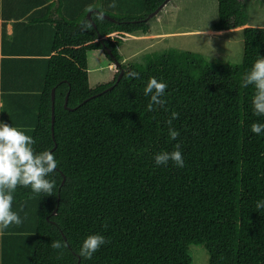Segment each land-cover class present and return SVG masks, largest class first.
Wrapping results in <instances>:
<instances>
[{"label": "trees", "instance_id": "16d2710c", "mask_svg": "<svg viewBox=\"0 0 264 264\" xmlns=\"http://www.w3.org/2000/svg\"><path fill=\"white\" fill-rule=\"evenodd\" d=\"M167 3L142 0L139 16L96 3L90 18L86 11L54 21L32 137L36 151L55 153L58 166L49 178L57 190L45 195L18 186L13 193L12 208L30 199L38 206L26 264H192L191 244L205 247L208 264H264V208H256L264 201V133L250 128L264 116L253 113L254 87L242 86L257 55L264 56V27H245L241 0H217L212 28L243 27L240 63L175 49L123 62L119 45L147 33L148 15ZM94 50L119 67L110 81L90 86ZM130 70L139 78H127ZM150 77L168 86L164 107L154 111L146 110L144 95ZM172 112L179 113L174 141ZM177 143L184 167L156 165L154 156ZM90 234L107 243L84 259L78 252ZM57 239L68 247L52 249Z\"/></svg>", "mask_w": 264, "mask_h": 264}, {"label": "crops", "instance_id": "0c3cea01", "mask_svg": "<svg viewBox=\"0 0 264 264\" xmlns=\"http://www.w3.org/2000/svg\"><path fill=\"white\" fill-rule=\"evenodd\" d=\"M115 1L0 0V120L32 133L47 62L53 55L54 21L60 17L77 18L86 11L91 13L98 2H103L102 9L109 12L115 9L112 6ZM139 10L137 7L135 11L139 13L132 16L141 15L143 8ZM122 59L127 62L123 56ZM110 65L111 62L108 69ZM88 72L90 75L89 57ZM102 82L106 81L99 83ZM31 203L27 200L13 205L12 210L23 222L19 226L10 225L0 234V264L28 263L32 249L29 237L34 233L35 222V214L30 216L28 210Z\"/></svg>", "mask_w": 264, "mask_h": 264}, {"label": "rangeland", "instance_id": "374dc122", "mask_svg": "<svg viewBox=\"0 0 264 264\" xmlns=\"http://www.w3.org/2000/svg\"><path fill=\"white\" fill-rule=\"evenodd\" d=\"M241 2L245 6V27H264V0H241ZM102 4L103 2L101 7ZM112 5H115V9L109 11L118 15L137 14L139 13L135 11L137 7L142 11V0H116ZM153 17L149 21L150 28L147 33L130 34L119 45V54L127 59V62L122 59L126 64L139 63L146 54L161 53L170 49L199 52L209 60L241 62L243 27L222 31L212 28V24L218 18L217 0H169L159 10L158 15ZM163 33L168 34L163 35ZM88 57L91 71L90 86L101 81L108 82L113 78L117 68L112 65L108 69L110 60L101 50L88 52ZM25 134L32 136L31 132ZM30 201L32 202L28 209L30 216L37 215L38 206L35 200L30 199ZM188 250L192 264H208V253L204 246L191 244Z\"/></svg>", "mask_w": 264, "mask_h": 264}, {"label": "clouds", "instance_id": "9594fccd", "mask_svg": "<svg viewBox=\"0 0 264 264\" xmlns=\"http://www.w3.org/2000/svg\"><path fill=\"white\" fill-rule=\"evenodd\" d=\"M115 63H111L110 66L115 65ZM115 67L118 70L119 65H115ZM127 78H139V73L130 70L127 73ZM250 85L255 89L251 100L253 113L257 116H264V56L259 54L250 70L243 77L242 86L248 87ZM167 87L166 83L156 77H150L147 80L144 88V95L150 97L147 111H154V106L164 107L165 101L162 97H164ZM178 117L179 113L172 112L170 119L167 120L169 125L168 136L173 141L177 140L180 135L179 131L171 126L172 121ZM250 128L254 134L264 133V123L254 122ZM35 144L36 140L32 136L25 134L23 130L17 127H13L8 122L0 120V234L10 225L19 226L23 222L18 213L12 210L13 193L18 186L30 187L32 192L45 195H53L54 191L57 190L56 179L49 178L56 172L58 166L55 153L48 149L36 151L33 147ZM154 160L158 166L166 165L172 161L175 166L184 167L179 143L174 146V150L171 152L162 151L156 154ZM256 208H264V201H257ZM105 243L107 240L103 235H87L82 241L78 254L84 259H92L93 255ZM50 246L54 250H60L66 249L68 244L66 241L57 239L52 241Z\"/></svg>", "mask_w": 264, "mask_h": 264}, {"label": "water", "instance_id": "95a60500", "mask_svg": "<svg viewBox=\"0 0 264 264\" xmlns=\"http://www.w3.org/2000/svg\"><path fill=\"white\" fill-rule=\"evenodd\" d=\"M163 6H164V4H162L157 10H155L154 12H152L151 14H149L148 15V19L151 18V17H153V16H155ZM103 16L106 17V18H110L108 15H105V14H103ZM87 17L90 18V12H88ZM115 65L118 66L119 64L116 62ZM122 74H123V71H120L119 74H118V76H117V78H116V82H118L120 80ZM51 101H52V107H51L52 108L51 109V122H52V126H51V129H52V134H53V123H54V106H53L54 105V90L51 92Z\"/></svg>", "mask_w": 264, "mask_h": 264}, {"label": "bare ground", "instance_id": "6f19581e", "mask_svg": "<svg viewBox=\"0 0 264 264\" xmlns=\"http://www.w3.org/2000/svg\"><path fill=\"white\" fill-rule=\"evenodd\" d=\"M234 48V47H233ZM239 50V49H238ZM237 54V53H236Z\"/></svg>", "mask_w": 264, "mask_h": 264}, {"label": "built area", "instance_id": "2783aa9c", "mask_svg": "<svg viewBox=\"0 0 264 264\" xmlns=\"http://www.w3.org/2000/svg\"><path fill=\"white\" fill-rule=\"evenodd\" d=\"M111 67V66H110Z\"/></svg>", "mask_w": 264, "mask_h": 264}]
</instances>
